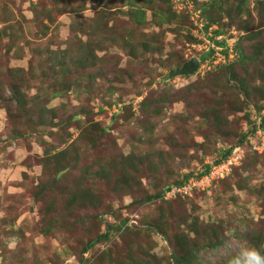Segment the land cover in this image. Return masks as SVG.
Here are the masks:
<instances>
[{
	"label": "rangeland",
	"instance_id": "rangeland-1",
	"mask_svg": "<svg viewBox=\"0 0 264 264\" xmlns=\"http://www.w3.org/2000/svg\"><path fill=\"white\" fill-rule=\"evenodd\" d=\"M235 3L170 0L171 22L157 25L139 0H0V264H174L185 240L208 237L224 245L200 264H224L240 242L264 246V156L191 197L144 201L213 161L239 140L249 110L264 109V29L261 44L248 42L224 12ZM205 4L213 14L222 5L214 26ZM251 14L264 27L261 8ZM217 29L222 44L257 58L220 67L231 53L169 78L211 58L200 44ZM65 48L63 65L48 57ZM81 54L94 62L71 66Z\"/></svg>",
	"mask_w": 264,
	"mask_h": 264
},
{
	"label": "trees",
	"instance_id": "trees-1",
	"mask_svg": "<svg viewBox=\"0 0 264 264\" xmlns=\"http://www.w3.org/2000/svg\"><path fill=\"white\" fill-rule=\"evenodd\" d=\"M140 1L143 4H146V6L153 13L158 11L157 12L158 15L156 17V24L157 25L171 22V16H169L171 14V12H170L171 6L169 4L170 0H163V4H165L164 6H167L166 9H163V10H155L153 7H151L152 0H139V2ZM130 5H131V8L136 6V5H134V3H130ZM209 6H210V10H208ZM209 6L206 4L203 6L204 9H202V12H203L202 15H205L206 18L210 19L209 24L211 26L212 25L214 26L216 24L214 17L216 15V13H218L222 10L221 9L222 5H219L220 8L215 11L216 12L215 14H213V12H211L213 5L210 4ZM255 6L260 7L261 12L264 13V0H252V1L251 0H236V3L234 5L226 4L224 7V12H226V13H228L230 10H232L233 13H228L229 14L228 16L231 19H232L234 14L236 15V19H240V26L241 27L239 28V30L246 33L245 38L248 42L257 40L258 39V33L264 29L263 26L254 27V28L252 27V25L254 24V19L252 18L251 9ZM136 11H134V13L136 14V17H134V20L136 21L137 24L144 23L146 21V19L144 17V15H145L144 11L142 9H138ZM137 14H139V15L141 14L139 16V18L137 16ZM262 18L264 20V17H262ZM73 32L78 38L81 37L80 35H81L82 31H73ZM221 32L222 31L220 29H217L216 31H214V36L221 35L222 34ZM86 34H88V33L84 32L82 34V36L83 35L86 36ZM0 35L2 36V33H0ZM211 39H214V37H211ZM254 42L257 44H259V42H260V44H261V41H254ZM218 44L224 46V44H222L221 42ZM86 47L88 50L89 46H86ZM233 50L236 53V57H234V59H232L231 62L228 61L227 63H225L223 65H219L220 67L221 66L225 67L228 70L229 68H231L230 65L232 66V65L236 64V65H241V67L243 68L244 67L243 62H245L246 60L250 61L251 59L253 60V59L257 58V56H255V55L244 54L241 49L238 51L236 45L233 47ZM202 53H203V51H202ZM66 54H69V50H67L65 48L64 50H61V51H58V50L50 51V54L48 55V57L53 56V58L56 59V63L62 64L63 59L66 56ZM213 54H214V51H211V55H213ZM225 54L227 55V53H225ZM69 57H70V61L72 62L71 66L76 65L79 67V69L87 68V67H89L87 63H93L94 62V60L92 59L93 55L90 57L89 55L86 56L85 54H81V55H78L75 57L70 55ZM205 59H206V57L204 55H201V62ZM62 65H60V66H62ZM209 71H207V72H209ZM66 73H67V71L63 72L62 74H66ZM58 75H60V74H57V76ZM227 80L228 79L226 78V81ZM240 84L242 85L243 81H240ZM64 90H65V87L58 90L57 95L60 94L61 92H64ZM12 96H13V100L15 101V103L17 105L28 104V101H27V99H25V96H23V95L16 96L15 93H13ZM249 112H251V113H249L251 115H249V116H248V114L246 115V118L243 121L245 128L241 131V136L236 143H234L233 145L228 147L226 150L221 149V152L219 153V155L213 161L203 164L201 169H198L196 172L189 173V174L183 176L181 180H179L173 184L167 185L166 187L161 189V191H159L158 193L145 197L144 201L151 202L153 200L160 199L162 201L169 202V201H173V200H176L179 198L183 199V198L191 197L196 192H204V191H200V190L195 189L190 194L185 195L183 197H177L175 199H169V200H166L164 198V193L169 188H171L172 186H180L181 184L185 183L190 177L200 178L204 175H207L211 171V167L213 165H217V164H220L221 162L225 161L231 155L232 151L235 148L241 149V151L243 152L242 158L240 159V161L236 165L232 164L230 166V171L227 175H225L223 178H218V179L212 181L211 185H214V184L218 183L219 181H223L235 169L242 166L246 157L253 156L254 158H259L261 156H264V151L259 152V151L253 149V147L255 145H258L260 143V137L257 135V130L259 129L261 134L264 136V109L261 111H260V109H257V110L250 109ZM253 117L260 118V124L258 126L256 124V120H254ZM102 217L105 221H107L108 220L107 218L110 216L105 214ZM102 217H101V219H102ZM108 237H109L108 231H106L104 234L100 235V238H102V239H108ZM183 243H184V245L189 244L188 245L189 248L187 251L184 250L182 255H179V254L172 255V259H173L174 264H200L201 260L199 259L198 255L202 251L206 250L207 248L210 251L217 250L218 248H220L224 245L223 244L224 240H222L220 238L218 239V238L208 237L207 241L201 243V245H199L196 242L192 243V241H187V240H185ZM177 247H181V246L177 245ZM87 249L88 248H84L83 252H86ZM231 258L232 257H229L227 259L226 263H224V264H229ZM130 259H133V260H131L128 264H142V262H143L142 260H138V261L134 260V258L132 256ZM221 264H223V263H221Z\"/></svg>",
	"mask_w": 264,
	"mask_h": 264
},
{
	"label": "built area",
	"instance_id": "built-area-1",
	"mask_svg": "<svg viewBox=\"0 0 264 264\" xmlns=\"http://www.w3.org/2000/svg\"><path fill=\"white\" fill-rule=\"evenodd\" d=\"M210 35V34H209ZM214 39L204 38L201 42L202 49L204 48V53L209 51H214V54L210 57L214 60L212 61L211 58L205 59L203 62L199 63L198 72L200 70H210L211 67H215L216 64L219 62H224L228 55L231 58V53H235L233 47L229 45H219L221 40V36H213ZM224 49V52H222ZM202 52V51H201ZM225 53H228L227 55ZM236 54V53H235ZM256 120L257 126L260 124V118L253 117ZM257 135L260 137V143L253 147L254 150L259 152L264 151V136L261 134L260 130H257ZM243 156V152L239 148H235L231 155L223 162L217 165H213L211 167V171L200 178L190 177L185 183L181 184L180 186H172L164 193V198L166 200L175 199L177 197H183L185 195L190 194L193 190H200L205 191L207 188L210 187L212 181L223 178L227 175L230 171V166L232 164H237Z\"/></svg>",
	"mask_w": 264,
	"mask_h": 264
},
{
	"label": "clouds",
	"instance_id": "clouds-1",
	"mask_svg": "<svg viewBox=\"0 0 264 264\" xmlns=\"http://www.w3.org/2000/svg\"><path fill=\"white\" fill-rule=\"evenodd\" d=\"M262 248H258L247 241L240 242L229 264H264V250Z\"/></svg>",
	"mask_w": 264,
	"mask_h": 264
},
{
	"label": "water",
	"instance_id": "water-1",
	"mask_svg": "<svg viewBox=\"0 0 264 264\" xmlns=\"http://www.w3.org/2000/svg\"><path fill=\"white\" fill-rule=\"evenodd\" d=\"M198 67V59L196 57H192L188 61L184 62L179 68L169 71L168 77L190 76L198 71Z\"/></svg>",
	"mask_w": 264,
	"mask_h": 264
}]
</instances>
